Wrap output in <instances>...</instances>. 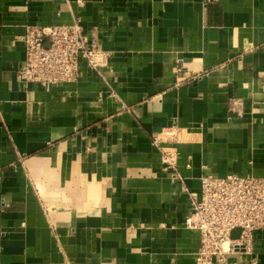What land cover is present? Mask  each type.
I'll return each mask as SVG.
<instances>
[{
	"label": "crops",
	"instance_id": "crops-1",
	"mask_svg": "<svg viewBox=\"0 0 264 264\" xmlns=\"http://www.w3.org/2000/svg\"><path fill=\"white\" fill-rule=\"evenodd\" d=\"M76 21L106 64L21 81L28 27ZM230 173L264 176V0H0V264H199L184 187Z\"/></svg>",
	"mask_w": 264,
	"mask_h": 264
},
{
	"label": "built area",
	"instance_id": "built-area-1",
	"mask_svg": "<svg viewBox=\"0 0 264 264\" xmlns=\"http://www.w3.org/2000/svg\"><path fill=\"white\" fill-rule=\"evenodd\" d=\"M26 59L18 72L23 82L44 85L76 82L82 66L100 69L107 53L96 42H89L80 21L72 25L29 26L23 37ZM173 155L163 162L182 179ZM183 181V180H182ZM188 191L191 212L185 223L199 232V264H228V255L251 248L254 233L264 230V176L230 173L206 175L199 192ZM239 230L238 236L233 232Z\"/></svg>",
	"mask_w": 264,
	"mask_h": 264
},
{
	"label": "water",
	"instance_id": "water-1",
	"mask_svg": "<svg viewBox=\"0 0 264 264\" xmlns=\"http://www.w3.org/2000/svg\"><path fill=\"white\" fill-rule=\"evenodd\" d=\"M238 234H239V230H235V231L233 232V236H234V237L238 236Z\"/></svg>",
	"mask_w": 264,
	"mask_h": 264
},
{
	"label": "bare ground",
	"instance_id": "bare-ground-1",
	"mask_svg": "<svg viewBox=\"0 0 264 264\" xmlns=\"http://www.w3.org/2000/svg\"><path fill=\"white\" fill-rule=\"evenodd\" d=\"M69 83V82H68Z\"/></svg>",
	"mask_w": 264,
	"mask_h": 264
}]
</instances>
